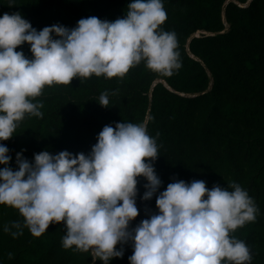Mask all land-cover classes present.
<instances>
[{
	"label": "trees",
	"instance_id": "1",
	"mask_svg": "<svg viewBox=\"0 0 264 264\" xmlns=\"http://www.w3.org/2000/svg\"><path fill=\"white\" fill-rule=\"evenodd\" d=\"M130 2L0 0V17L19 12L37 31L56 24L72 29L90 16L110 22L123 18ZM162 2L167 19L161 28L175 32L181 67L164 76L142 62L123 78L93 75L73 78L69 85H45L33 99L43 105L42 117L26 114L13 136L0 142L9 150L8 167L17 170L21 152L29 162L42 151L87 155L104 126L143 123L156 140L154 169L162 183L144 201L147 181L137 178L138 216L129 230L158 212L156 196L169 183L203 180L211 189L235 182L248 192L257 212L254 221L230 235L248 246L251 264H264V0ZM16 51L32 58L28 44ZM105 92L108 108L98 104ZM23 219L18 210L0 204V264H103L75 246L65 249L63 224H51L34 237ZM132 254L131 244H125L123 257L110 264H129Z\"/></svg>",
	"mask_w": 264,
	"mask_h": 264
},
{
	"label": "clouds",
	"instance_id": "2",
	"mask_svg": "<svg viewBox=\"0 0 264 264\" xmlns=\"http://www.w3.org/2000/svg\"><path fill=\"white\" fill-rule=\"evenodd\" d=\"M166 19L162 0H131L123 18L90 16L72 29L56 24L37 31L21 13H5L0 17V142L13 136L26 114L42 117L43 105L33 99L45 85H69L73 78L93 75L123 78L142 62L152 72L172 75L181 64L175 32L161 28ZM24 44L30 45L31 59L16 51ZM108 97L102 93L98 104L108 108ZM96 140L87 155L42 151L29 162L17 153V170L8 167L9 150L0 143V204L18 210L34 237L51 224H63L62 246L90 252L103 264L122 258L128 243L129 264H251L248 246L230 235L254 221L257 212L238 183L211 189L203 180L169 183L156 196L158 212L129 230L138 216L137 178L147 181L144 201L161 187L154 169L156 140L143 123L131 122L104 126Z\"/></svg>",
	"mask_w": 264,
	"mask_h": 264
}]
</instances>
